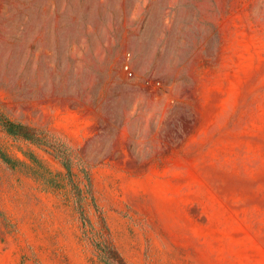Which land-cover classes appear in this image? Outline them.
I'll return each mask as SVG.
<instances>
[{
    "label": "rangeland",
    "instance_id": "374dc122",
    "mask_svg": "<svg viewBox=\"0 0 264 264\" xmlns=\"http://www.w3.org/2000/svg\"><path fill=\"white\" fill-rule=\"evenodd\" d=\"M0 108V264H264V0H0Z\"/></svg>",
    "mask_w": 264,
    "mask_h": 264
},
{
    "label": "trees",
    "instance_id": "16d2710c",
    "mask_svg": "<svg viewBox=\"0 0 264 264\" xmlns=\"http://www.w3.org/2000/svg\"><path fill=\"white\" fill-rule=\"evenodd\" d=\"M0 124L11 137L15 139H25L48 149L65 166L68 180L73 185L77 195L82 197L83 189L75 181V166H78L85 173L89 190L92 192L93 183L91 169L88 165L86 166V162L83 160L76 147L71 144L66 137L54 132L50 128H39L32 124L15 120L8 116L1 108ZM0 157L8 163L12 162V158L1 149ZM81 214L84 215L83 209L81 210ZM103 225L106 234L103 241L98 240V242H96L101 260L105 264H129V261L115 243L111 229L104 218Z\"/></svg>",
    "mask_w": 264,
    "mask_h": 264
}]
</instances>
